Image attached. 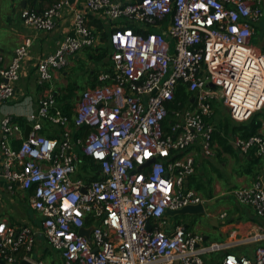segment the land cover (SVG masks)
Returning a JSON list of instances; mask_svg holds the SVG:
<instances>
[{
    "label": "built area",
    "instance_id": "obj_1",
    "mask_svg": "<svg viewBox=\"0 0 264 264\" xmlns=\"http://www.w3.org/2000/svg\"><path fill=\"white\" fill-rule=\"evenodd\" d=\"M263 6L264 0H83L78 7L56 0L42 10L23 8L22 22L34 33L53 31L64 13L72 22L55 51L35 59L44 94L26 124L0 119V259L48 264L34 255L42 237L64 264H207L214 252H224L220 264H264V229L246 237L257 243L248 257L166 215L207 202L190 180L199 157L215 155L214 103L237 122L264 108V52L252 43ZM89 13L107 25L109 66L82 91L70 118L52 83L75 54L100 43ZM32 45L26 37L0 68V107L16 96ZM181 84L186 103L171 107ZM46 123L59 128L55 136L43 132ZM72 125L87 133L77 135ZM232 143L264 158V133L238 134ZM83 156L98 164L99 178L87 180ZM19 190L30 192L32 220L14 225L3 216V193ZM233 193L264 219L263 175Z\"/></svg>",
    "mask_w": 264,
    "mask_h": 264
},
{
    "label": "crops",
    "instance_id": "obj_2",
    "mask_svg": "<svg viewBox=\"0 0 264 264\" xmlns=\"http://www.w3.org/2000/svg\"><path fill=\"white\" fill-rule=\"evenodd\" d=\"M55 1L56 0H0V56L3 58L0 62V68L8 65L12 61L15 54V49L24 41L26 37H30L33 40L31 56L23 63V76L16 83L17 94L13 100L3 104L0 107V119L4 115H11L17 121H19L20 118L27 120L29 115L38 107V100L44 94V91L37 84L35 59L38 56L55 51V49L58 47V43L63 39L64 35L70 31L72 18L69 14L64 13L63 17L59 20L56 28L53 31L34 33L32 31H29L23 24L20 13L23 8H35L38 10H42ZM72 2L78 7H81L83 4V0H72ZM88 18L89 24L94 27L100 34L102 33V31H108L107 25L105 23L102 24V29H99L98 27L93 25V21L98 19H96V17L92 13L88 14ZM256 34L264 35V19L255 24V33L252 37V43L256 47H258L257 41H254V39H256ZM102 45H104V43L101 37V41L97 47H100ZM258 48L261 49L260 47ZM90 51L91 50L87 48L75 54L70 59V64L67 68L55 73V79L52 83V88L55 95L60 94L63 86L62 84L68 77L69 68L75 67L80 59H85V55H87V52ZM261 51L264 52V50L262 49ZM90 58L92 59V55H90ZM87 59L89 58L87 57ZM105 61L109 63L108 58H106ZM108 66L109 65H106L104 66V68H99L97 70L91 69L88 76L84 73L81 75L83 84H77V87L81 88H79L80 92L78 98L76 99L75 106L83 89L97 84V73L100 70H106ZM77 87L76 90H78ZM263 130L264 124L260 132H264ZM13 144L17 147L19 145V141L15 140ZM230 144L232 145V150H226H228L229 152H233V150H236L237 152H239V154H242V159L243 157L245 158L247 162H244L245 165L248 164L256 166L258 169L256 174L242 175L238 179L239 184L232 185V189L230 191L231 196L228 197V199L224 198L220 201H217L216 199L209 200V236L205 232H203V234L206 236V239L209 240V243L231 242L233 243V245H231L229 249L230 251L237 255H246L248 257H252L254 255V250L257 246V243L246 242V237L255 232H259L261 229H264V219L256 214L254 208L251 205L237 201L234 196L233 190L235 188L251 184L255 179V175L261 174L264 176V158L258 156L253 150L248 154L241 153L232 143V140L230 141ZM220 149V142L216 139L215 154H217ZM214 156L208 158L199 157L198 168L202 167L204 162L213 161ZM247 172H250V169H247ZM29 194V191L22 190L17 191L16 195H11L6 192L3 193V216L7 218L10 223L19 225L32 220V210L30 209L28 204V210L26 211L29 215V219L27 218L28 220H25V218L16 220L8 217L5 214V206L9 204L8 202L11 203L10 200L14 201L15 198H17V196L19 195H23V197L28 200ZM223 212L227 213V216L224 218L221 217V214ZM177 216L178 217L172 218V220L177 222H184L185 224L189 225L183 218L179 217L180 215ZM210 217L212 218L210 219ZM35 251L38 253L37 259H41L48 264H64L61 253L53 250L49 243L42 237L39 238L35 244L34 255ZM215 253L216 255H219L218 257H216L217 261L216 258L208 257L207 264H209V262L211 263L212 260L213 263L211 264H220L224 252H214L211 254Z\"/></svg>",
    "mask_w": 264,
    "mask_h": 264
},
{
    "label": "rangeland",
    "instance_id": "obj_3",
    "mask_svg": "<svg viewBox=\"0 0 264 264\" xmlns=\"http://www.w3.org/2000/svg\"><path fill=\"white\" fill-rule=\"evenodd\" d=\"M258 47L264 50V35L263 34H256V39ZM104 45H109L107 44ZM93 51L87 52L85 55V59H80L78 64L73 67L69 68L68 77L63 82V86L60 92V96L65 94L69 87L79 83L80 85L83 84L81 79V75L90 74L89 72L91 69L97 70L104 68V64L100 61L95 59H91L90 55H92ZM87 57L90 59H87ZM78 90H75L76 99L78 98L79 92L81 87H77ZM84 90V89H83ZM68 92V91H67ZM76 102V101H75ZM215 109V119L219 122V136L225 138L226 143H230L235 135L233 131V127L236 125H240V122H235L231 119L229 112L227 111L226 107L222 102H215L214 103ZM260 113L258 118L263 121L264 124V108L261 110L256 111L255 113ZM264 131V130H263ZM217 141L220 142V139L217 137ZM221 149L218 151L217 154L214 156V160L211 162H204L202 167H199L196 171V174L191 177V187L196 188L197 191L202 195V197L209 202V200H217L220 201L224 198L228 199L231 196L230 191L232 185H238V179L244 174H256L257 167L252 165H245L246 162L245 158L242 157V154H239L236 150L233 152H229L226 150L224 145H221ZM247 163V162H246ZM247 169H250V172H247ZM256 177V175H255ZM254 177V178H255ZM253 178V179H254ZM5 206V214L8 217H11L16 220L24 219L25 220L29 217L27 214V204L28 200H26L23 195L17 196L15 200H10ZM22 214V215H21ZM180 218H183L185 222L191 225V229H195L199 232H205L209 236V207L207 208L206 214H185L180 215ZM175 218V217H174ZM212 217H210L211 219ZM29 219V218H28ZM27 219V220H28ZM211 224V223H210ZM54 250V249H53ZM37 252L35 251V258H37ZM219 255L211 254L208 257L216 258ZM219 260V259H218ZM215 261V260H214ZM217 261V258H216ZM213 263V260L212 262ZM210 264V262H209Z\"/></svg>",
    "mask_w": 264,
    "mask_h": 264
},
{
    "label": "trees",
    "instance_id": "obj_4",
    "mask_svg": "<svg viewBox=\"0 0 264 264\" xmlns=\"http://www.w3.org/2000/svg\"><path fill=\"white\" fill-rule=\"evenodd\" d=\"M102 24L103 23L100 20H94L93 21V25L98 27L99 29H102V26H103ZM129 26H132V28L135 31L140 32V29L138 27H136L135 25L129 24ZM108 36H109L108 31H102L101 37H102V41L104 44H107ZM110 47L108 45H102V46L97 47V48L91 47L88 49L93 51L92 52V58L93 59L102 62L104 64V66H106V65H109V63L106 62L105 59L108 58L110 53H111ZM75 90H76V86L72 84V86L68 88V90H67L68 92L66 91V93L61 95V96H60V94L56 95L59 105L61 106L63 111L70 118H72L74 115V108H75V101H76ZM188 96H189V93L186 89V86L184 84L179 85L178 90L176 92L175 102L172 104L171 107H177L179 102H181L182 105H184L186 103V99L188 98ZM259 115H260L259 112L254 113L250 117V119L243 121V122H240L241 123L240 125L234 126L233 131L235 133H238L239 135H241L244 138H248V137L255 135V134L264 133V132H260V130L263 128V121L260 120V118H258ZM19 121L21 124H24V125L26 124V120H24L22 118H20ZM235 122H237V121H235ZM72 126H73V129L77 135H81V134L85 135L87 133V128H78L75 125H72ZM58 130H59V128L56 127L55 125H50V124L46 123L43 132L49 136H55L56 132ZM218 134H219V123H217V132H216L215 138L217 139V137H218L220 139L221 145H224V147L226 149L232 150V145L230 143L227 144L225 138H223L222 136H219ZM83 160H84V163L89 164L88 166H87V164L85 165V169H87V171H88L87 180L99 178L98 164H96L88 156H83ZM88 167H90V168L88 169ZM176 217H178V216H176ZM188 227L191 228V225L189 224Z\"/></svg>",
    "mask_w": 264,
    "mask_h": 264
},
{
    "label": "water",
    "instance_id": "obj_5",
    "mask_svg": "<svg viewBox=\"0 0 264 264\" xmlns=\"http://www.w3.org/2000/svg\"><path fill=\"white\" fill-rule=\"evenodd\" d=\"M139 1H142V0H139ZM210 86H214L212 83L209 84ZM196 91L194 92V95H196ZM30 125H27L26 128H25V137L28 136V133L30 131ZM152 161L154 160H150L148 163H151ZM147 163V164H148ZM86 189L84 188L83 189V192H85ZM209 207V202H206L205 204H201V205H195V206H187V207H184L180 210H168L166 211V215H169V216H175V215H185V214H200V215H203V214H206V211H207V208ZM150 228V226H149ZM83 231L88 234L89 238H90V235H89V230H85L83 229ZM0 264H8L6 261L0 259ZM17 264H34L33 262L29 261V260H26V259H23L21 262L17 263Z\"/></svg>",
    "mask_w": 264,
    "mask_h": 264
}]
</instances>
